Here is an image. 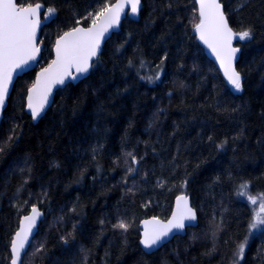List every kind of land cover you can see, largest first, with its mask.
Masks as SVG:
<instances>
[{
	"label": "trees",
	"instance_id": "trees-1",
	"mask_svg": "<svg viewBox=\"0 0 264 264\" xmlns=\"http://www.w3.org/2000/svg\"><path fill=\"white\" fill-rule=\"evenodd\" d=\"M114 1L17 0L55 17L0 125V264H10L20 218L33 207L45 218L22 264H234L251 220L237 191L249 184L264 194V0H221L231 28L252 33L236 41L242 91L228 88L199 45L195 0H142L139 20L126 18L90 75L59 90L33 123L27 91L56 39ZM182 194L198 226L145 253L141 221L168 219ZM121 221L127 231L115 227ZM241 264H264V233Z\"/></svg>",
	"mask_w": 264,
	"mask_h": 264
},
{
	"label": "snow or ice",
	"instance_id": "snow-or-ice-1",
	"mask_svg": "<svg viewBox=\"0 0 264 264\" xmlns=\"http://www.w3.org/2000/svg\"><path fill=\"white\" fill-rule=\"evenodd\" d=\"M198 2L199 23L195 26L196 31L199 32L200 39L220 61L224 75L232 88L237 92L242 91L241 74L233 65L236 53L240 49L233 47L232 41L235 38L241 41L251 39V29L235 32L229 26L220 0H198ZM140 3L141 0H118L111 8L105 5L92 18L91 27L74 28L57 41L56 59L40 73L39 79L29 90L27 106L34 119L40 116L48 103V97L54 85L64 84L69 78L76 80L79 74L88 72L92 66V58L98 54L105 33L119 24L121 12L126 5L130 4L131 12L137 14ZM40 8L39 3H36L34 7L31 4L25 7L18 5L17 0H0V110L4 107L13 74L17 69L35 60L39 53V48L36 46V30L40 23ZM47 12L51 15L55 9L49 8ZM73 69L77 75H73ZM241 187H247V185ZM249 199L252 204L257 203L255 197L249 196ZM262 199H264V194H262ZM39 214L38 210L33 207L32 215L25 217V227L15 234L11 242V252L14 257L11 264H21V254L28 243ZM262 214H264V202L260 204L255 223L251 225L253 228L257 224L264 225ZM186 220L195 221L196 212L189 207L187 198L181 196L177 200L176 213L166 224L155 219L145 222L143 245L148 249L153 248L162 242L173 229H183ZM115 227L124 231L128 229V225L123 221ZM245 244L246 241L237 246L234 264L237 260L244 258Z\"/></svg>",
	"mask_w": 264,
	"mask_h": 264
},
{
	"label": "water",
	"instance_id": "water-1",
	"mask_svg": "<svg viewBox=\"0 0 264 264\" xmlns=\"http://www.w3.org/2000/svg\"><path fill=\"white\" fill-rule=\"evenodd\" d=\"M118 0H115L110 6H108L109 8L113 7L115 5V3H117ZM221 2V0H220ZM195 3L197 5V8H198V15H199V2L198 0H195ZM222 3V2H221ZM18 4V3H17ZM41 5V8L39 10V18H40V23H39V26L36 30V46L39 48V53L38 55L36 56L35 60L33 61H30L28 65L24 66L23 68H19L16 70V72L13 74L12 76V82L11 84L8 86V95H7V98L5 99V104H4V107L2 110H0V125H1V122L3 120V117H4V113L8 107V104H9V99L11 98V95L13 93V90H14V87H15V84L16 82L18 81V79L20 77H22L23 75L29 73V72H32V71H35L38 67V64L39 62L41 61V57H42V52L44 50V46L40 44V38H41V32H42V29L48 24L51 22V18L50 17H45V7L44 5H42L41 3H39ZM223 5V4H222ZM33 7L35 5H32ZM141 9H142V0H141V3H140V6H139V11L137 14H133L131 12V5H126V7L124 8V10L121 12V15H120V19H119V24L117 26H114L112 28L109 29V31L107 33H105L104 35V38L103 40L101 41L100 43V48H99V51H98V54L97 56L93 57L92 58V61H91V67L89 68L88 72L86 73H83V74H79L78 75V78L76 80H72V79H66L64 84H56L52 87V90H51V94L50 96L48 97V103L45 105L43 111L41 112L40 116L37 117V118H33L32 116V112L31 110L28 108V95H29V90L32 88V86L37 82V80L39 79L40 77V73L48 68L52 62L56 59V43L58 40L61 39V37L64 36V34L66 33H63L60 37H58L55 41V44H54V47H53V60L52 62L47 65L46 67L44 68H41L39 70L36 71V75H35V79H34V83L33 85L28 89L27 91V96H26V107H25V112L31 116L32 120H33V123H37L39 122L40 119H42L45 114L48 112V110L52 107V105L54 104V100H55V96L57 94V92L61 89H64L66 86L70 85V84H78L80 81L86 79L91 71H92V67H93V64L95 61H97L99 59V57L101 56L102 54V51H103V48L105 46V44L112 38V36L116 33H118L120 31V28H121V25L123 23V21L126 19V18H129L131 20H134V21H138L139 20V16H140V12H141ZM223 10H224V7H223ZM225 12V11H224ZM101 19H103V17H101ZM228 20V19H227ZM229 23V22H228ZM91 25L89 26H76L75 28H89L91 27ZM230 26V24H229ZM231 27V26H230ZM74 29V28H73ZM73 29H70L68 30L67 32L69 31H72ZM194 35L196 36L197 38V41L199 43V45L204 49V52L206 54V56L208 57L209 60H211L215 66L217 67L218 71L220 72L221 76L223 77L226 85L228 86L229 89L231 90H234L232 88V86L229 84L228 80H227V77L224 75V69L221 67L220 65V61L216 58V55L212 52V50L200 39V34L199 32L194 31ZM232 46L233 47H238L236 45V39H233L232 41ZM239 48V47H238ZM240 49V48H239ZM240 53L241 51L237 52L236 53V56H235V60L233 61V65L236 69V65L239 61V58H240ZM73 75H77L75 73V70L73 69ZM237 71V69H236ZM181 196H184L187 198V202H188V205L189 207H191L195 212H196V220L195 221H185V227L183 229H173L171 233H169V235L167 237L164 238V240L162 242H160L158 245L154 246L153 248L151 249H148V248H145V246L143 245L142 243V240L144 239V231H145V222L146 221H152V220H159L162 224H166L169 220L172 219V216L174 213H176L177 211V200L179 197ZM38 212L40 213L39 216L36 218V221H35V226L32 228V232H31V235L29 236L28 238V243L26 244L25 246V249L24 251L22 252L21 254V264L23 263V260H24V257L25 255L28 253L29 249L31 248V245H32V242L33 240L35 239V237L37 236L38 234V231H39V227L41 225V222H42V219H43V216H44V213L42 210H40L38 207H35ZM32 215V210H30L27 214L23 215L21 218H20V221H19V226H18V230L16 231V233L18 231H20V229L24 228L25 227V217L26 216H31ZM198 223H199V217H198V213L196 211V209L192 206V202H191V197L186 195V194H182V195H179L175 201H174V204H173V209H172V212H171V215L168 219L166 220H162L160 218H157V217H149L145 220H143L140 224V228H141V240H140V245H141V248L142 250L147 253V254H153L155 252H157L158 250L162 249L164 246H166L167 244H169L170 242H172L175 238L177 237H185L187 235V232L189 229H194L198 226ZM15 233V234H16ZM15 234H14V237L13 239L15 238ZM10 254H11V260L14 258L13 257V254L11 252V248H10ZM11 264V263H10Z\"/></svg>",
	"mask_w": 264,
	"mask_h": 264
},
{
	"label": "rangeland",
	"instance_id": "rangeland-1",
	"mask_svg": "<svg viewBox=\"0 0 264 264\" xmlns=\"http://www.w3.org/2000/svg\"><path fill=\"white\" fill-rule=\"evenodd\" d=\"M46 17H51L54 18L55 17V13L49 15L48 12L45 13ZM237 41L240 42H244L245 40L241 41L238 38H235ZM243 185H247V187H239L238 191H237V198L241 201H243L245 204H247L250 208L251 211V220L249 223V227H248V234L247 237L245 238V240L242 242L244 243L246 241L245 244V250H244V254L246 252V250L248 249L250 242L253 240L254 237L259 236L260 234L264 233V225L261 224H257L254 228L251 226L252 224L255 223V217L256 214L260 211V204L262 202H264V199H262V194H255L253 192H251L250 189V185L249 184H243ZM249 196L251 197H255L257 199V203L256 204H252L251 200L249 199ZM264 215V214H262ZM37 249H33L31 255L34 257L37 253ZM242 260H237L236 264H241Z\"/></svg>",
	"mask_w": 264,
	"mask_h": 264
},
{
	"label": "bare ground",
	"instance_id": "bare-ground-1",
	"mask_svg": "<svg viewBox=\"0 0 264 264\" xmlns=\"http://www.w3.org/2000/svg\"><path fill=\"white\" fill-rule=\"evenodd\" d=\"M196 29V28H195ZM195 31V30H194ZM220 73V72H219ZM223 78V77H222ZM39 208V207H38ZM40 210H42L43 211V213H44V216H43V219H42V222L44 221V218H45V211L43 210V209H41V208H39ZM32 210V209H31ZM147 219V218H146ZM145 220V219H144ZM143 221V220H142ZM141 221V222H142ZM42 222H41V225H42ZM141 224V223H140ZM41 225H40V227H41ZM19 226V225H18ZM40 227H39V229H40ZM141 229V228H140ZM17 230H18V228H17ZM16 230V231H17ZM39 232V231H38ZM16 233V232H15ZM140 235H141V232H140ZM14 237V236H13ZM13 240V239H12ZM141 240V239H140ZM11 248V247H10ZM11 263V262H10Z\"/></svg>",
	"mask_w": 264,
	"mask_h": 264
}]
</instances>
